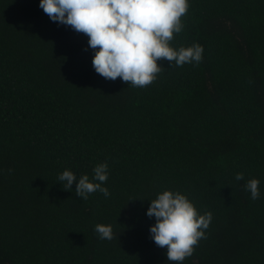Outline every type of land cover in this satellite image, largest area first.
<instances>
[{
	"label": "trees",
	"instance_id": "1",
	"mask_svg": "<svg viewBox=\"0 0 264 264\" xmlns=\"http://www.w3.org/2000/svg\"><path fill=\"white\" fill-rule=\"evenodd\" d=\"M39 3L0 0V264H173L146 215L164 190L213 214L183 264H264V0H189L170 44L203 60H158L146 87L98 74L87 35ZM104 162L108 197L58 181Z\"/></svg>",
	"mask_w": 264,
	"mask_h": 264
},
{
	"label": "clouds",
	"instance_id": "2",
	"mask_svg": "<svg viewBox=\"0 0 264 264\" xmlns=\"http://www.w3.org/2000/svg\"><path fill=\"white\" fill-rule=\"evenodd\" d=\"M39 7L53 22L87 35L94 52L93 67L106 79L120 78L133 87H146L164 69L158 60L176 67L203 60L204 48L199 43L179 48L170 44L174 33L183 31L181 17L188 11L189 0H40ZM108 175L109 165L104 162L94 167L91 179L66 169L58 181L66 191L76 182L75 194L86 200L97 191L110 196L103 186ZM244 179L242 172L235 176L236 181ZM259 184L258 179H250L244 185L252 200L260 198ZM146 215L155 218L150 227L152 240L158 247L167 246V261L173 264H183L193 255L213 219L211 212L200 214L186 194L173 190L157 193ZM94 230L101 240L114 238L111 224H97Z\"/></svg>",
	"mask_w": 264,
	"mask_h": 264
}]
</instances>
